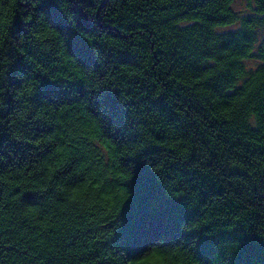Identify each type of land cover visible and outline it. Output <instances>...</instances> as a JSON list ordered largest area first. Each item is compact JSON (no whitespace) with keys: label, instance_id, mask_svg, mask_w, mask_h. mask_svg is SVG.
Instances as JSON below:
<instances>
[{"label":"trees","instance_id":"obj_1","mask_svg":"<svg viewBox=\"0 0 264 264\" xmlns=\"http://www.w3.org/2000/svg\"><path fill=\"white\" fill-rule=\"evenodd\" d=\"M239 1L85 0L88 24L80 0H62L61 31L40 0H0L13 65L0 77V153L12 161L0 169V264L192 261L181 245L197 238L174 232L150 193L130 195L143 145L153 151L141 163L167 159L195 193L182 228L242 229L248 264H264V0ZM75 39L91 46L90 64L72 55ZM49 52L54 73L40 62ZM45 82L59 103L33 99ZM228 259L222 242L197 264Z\"/></svg>","mask_w":264,"mask_h":264},{"label":"snow or ice","instance_id":"obj_2","mask_svg":"<svg viewBox=\"0 0 264 264\" xmlns=\"http://www.w3.org/2000/svg\"><path fill=\"white\" fill-rule=\"evenodd\" d=\"M62 0H40L41 5L44 4L48 8V16L47 19L51 21L53 25L57 28H60L61 31L64 30V21L66 17L63 13L59 11L60 4ZM85 0H80L82 11L85 12L84 18L86 22L89 24L87 10L83 9V3ZM95 7V6H94ZM58 10V11H57ZM27 15V12H25ZM264 16V13H262ZM29 20L32 23H35L34 17H29ZM30 26V25H29ZM26 26L21 25L19 30L24 31ZM88 31V30H85ZM27 35V33H26ZM35 39L32 36H29V40ZM43 43H47V40L43 41ZM25 45L22 43L21 48ZM41 46V42L37 41V48ZM31 51V45L28 46ZM99 47V45H98ZM91 46L87 44L86 41L82 39H75L72 43V55L75 56L82 64H90L88 63L90 60L94 59L95 54L90 51ZM102 51V49H101ZM10 53L4 51V43L0 41V77L5 74V68H12L13 65L11 62L6 61L4 57L9 55ZM41 64H44L47 67L48 64H52L53 67L51 71L55 72V61L51 56V53H48V58L41 59ZM174 67V66H173ZM264 67V64L261 65ZM167 71L165 74L167 75ZM103 74V73H102ZM115 77L113 76V79ZM52 79H58L55 75L52 76ZM159 79V78H158ZM168 79L174 80V76H168ZM204 79H207L205 77ZM50 84L45 82L43 87L39 89L40 96H33V99L37 101V104L40 103V98L44 97L50 100L53 104L59 103L60 91L57 88L49 87ZM57 86V85H56ZM153 87H155V83H153ZM3 90V85L0 84V91ZM148 95H151L149 92ZM56 97V98H54ZM39 122V118L38 121ZM0 127H3V123L0 122ZM181 129L177 132V136L183 137L186 134V130H184L182 125H178ZM49 131L51 128L49 127ZM2 139V138H0ZM53 140L55 137L52 138ZM187 141L184 139L177 140L174 145H169L170 148L175 147L177 150L183 147ZM114 147H118L114 145ZM153 149L148 145H143L142 150L136 153L138 164V168L136 171V179L132 182L130 195L135 198V195L139 192H148L151 194L153 200L157 203H162L166 207V211L168 213V219L171 221L173 225V231L183 230L190 235H193L197 238V243L192 244L190 241H186L184 245H181L182 248H188L193 254V260L188 261L187 264H197L198 261H202L209 254V252H215V250L221 246L223 242L224 245L227 246V250L229 251V259L228 264H248V261L245 259V254L249 250L250 245L252 243L250 236L243 232V230L239 231H229L226 235L216 237V233L210 231L209 229H201L198 232H193L192 228L196 227V225H192L188 228H182V226L190 220V216L188 213L189 207L191 205L188 203L189 197L195 196V193H190L187 185L176 176L175 170L173 169L171 172L169 171V163L167 159L156 160L151 159L148 161L147 166L141 163V160L145 157V153L151 152ZM4 153H0V169H6L8 164H10L11 156L9 155L8 160L4 159ZM56 153H53L55 156ZM175 155V154H174ZM76 163L75 159L68 160L63 169H57L58 172L63 174L64 172L70 171L72 166ZM125 164L128 163V160L125 159ZM188 179V177H185ZM118 182V181H117ZM75 191V189H73ZM227 223H232L231 219L225 217L224 218ZM113 220H116V217H113ZM236 220L240 221L241 217L236 216ZM203 223L209 224V228L211 225V221L205 220ZM111 227V223H109ZM235 227V226H234ZM119 232L117 233V238L119 237ZM209 237H216L215 239H209ZM169 241H165L168 243ZM155 243V240L152 241ZM176 244H179V239L175 240ZM224 248H221V255L223 256Z\"/></svg>","mask_w":264,"mask_h":264},{"label":"rangeland","instance_id":"obj_3","mask_svg":"<svg viewBox=\"0 0 264 264\" xmlns=\"http://www.w3.org/2000/svg\"><path fill=\"white\" fill-rule=\"evenodd\" d=\"M245 6H246V3H245L243 0H240V1H239V4H238V7H240L241 9H243V8H245ZM235 27H236V28L239 27V23H237V24L235 25ZM259 36L261 37L262 35L259 34Z\"/></svg>","mask_w":264,"mask_h":264}]
</instances>
